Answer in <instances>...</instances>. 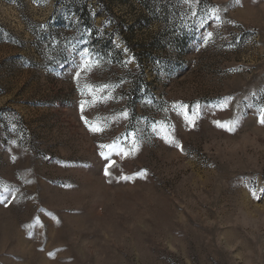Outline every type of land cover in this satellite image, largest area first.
<instances>
[{"label": "rangeland", "instance_id": "374dc122", "mask_svg": "<svg viewBox=\"0 0 264 264\" xmlns=\"http://www.w3.org/2000/svg\"><path fill=\"white\" fill-rule=\"evenodd\" d=\"M262 113L264 0H0V264H264Z\"/></svg>", "mask_w": 264, "mask_h": 264}, {"label": "snow or ice", "instance_id": "6c2138e0", "mask_svg": "<svg viewBox=\"0 0 264 264\" xmlns=\"http://www.w3.org/2000/svg\"><path fill=\"white\" fill-rule=\"evenodd\" d=\"M184 2L185 3H193V2H195V3H199V0H184ZM193 15H195V12H193ZM212 15L213 16H215L217 19H219V15L215 12V11H213V13H212ZM208 37H211L212 35H213V33H211V32H209L208 34ZM205 42H207L206 40H205ZM81 56H82V59L85 61V63H84V65H83V68L81 69V70H83V71H86V70H88L91 66H98L99 65V61H92V57H91V54L87 51V50H85L84 52H82L81 53ZM79 76H80V71H77V73H76V77H77V79L79 78ZM103 88H107L108 87V85H103L102 86ZM83 107V106H82ZM123 117H125V118H127V116H128V113H127V111H125V112H123L122 114H121ZM86 123H87V120L85 121ZM193 123V126H194V121L192 122ZM218 123V125L219 126H221V127H223L224 126V124L223 123H221V122H217ZM260 123L261 124H264V113H262L261 114V117H260ZM90 128H91V130L92 131H94V132H102L103 131V128L102 127H99V126H94V125H90ZM227 130L228 131H235V126H229L228 128H227ZM130 136H132V138H133V144L135 145V133H130ZM170 143H174L175 141L174 140H172V141H169ZM101 147H108V146H101ZM124 155H128V153L127 152H125L124 153ZM115 164V161H112L110 164H109V167H111V166H113ZM110 173L107 171V169H105V175H109ZM142 175V174H141ZM123 179H131L132 177H127V176H125V177H122ZM8 190L7 189H5V192H7ZM254 196H255V192H253L252 193ZM7 199V197L6 196H0V202H2L3 200H6Z\"/></svg>", "mask_w": 264, "mask_h": 264}]
</instances>
